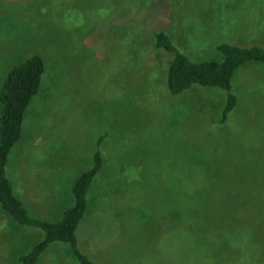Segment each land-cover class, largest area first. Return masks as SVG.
Instances as JSON below:
<instances>
[{
    "label": "rangeland",
    "instance_id": "obj_1",
    "mask_svg": "<svg viewBox=\"0 0 264 264\" xmlns=\"http://www.w3.org/2000/svg\"><path fill=\"white\" fill-rule=\"evenodd\" d=\"M157 31L191 60H219L220 42L264 46V0H0V84L21 58L44 62L6 157L12 192L57 219L102 136L75 231L93 264H264V65L235 70L220 121L222 89L167 91ZM4 226L0 264H16L32 242L8 257ZM38 261L78 264L55 242Z\"/></svg>",
    "mask_w": 264,
    "mask_h": 264
},
{
    "label": "trees",
    "instance_id": "obj_2",
    "mask_svg": "<svg viewBox=\"0 0 264 264\" xmlns=\"http://www.w3.org/2000/svg\"><path fill=\"white\" fill-rule=\"evenodd\" d=\"M152 40L154 48L169 58L164 84L170 94L182 93L192 85L219 88L225 92L220 121L236 104V97L230 91L235 70L247 62L264 65V46L242 47L220 42L216 46L219 60L194 61L180 52L163 31L154 32ZM20 60L8 68L0 84V212L9 218V233L14 230L15 239L32 242L27 241L28 250L16 256V264H36L39 256L54 242L67 245L78 264H93L78 248L75 231L87 211V193L92 179L102 166L99 148L102 136L97 138L90 165L72 184L73 204L57 219L29 215L13 194L5 175L6 157L20 137L25 108L37 93L44 71V62L38 54L32 53ZM202 218L205 214L200 212L198 221ZM7 251L10 252V248Z\"/></svg>",
    "mask_w": 264,
    "mask_h": 264
},
{
    "label": "crops",
    "instance_id": "obj_3",
    "mask_svg": "<svg viewBox=\"0 0 264 264\" xmlns=\"http://www.w3.org/2000/svg\"><path fill=\"white\" fill-rule=\"evenodd\" d=\"M252 63H254V62H252ZM62 213H60V215H61ZM47 212L46 211H40V212H37V209H36V213L34 214V216H37V217H39V218H41V219H48V217H47ZM59 215V216H60ZM0 218L1 219H3V220H5V226H4V228L7 226V230H9V218L7 217V216H5V215H3L1 212H0ZM54 219H56V218H54ZM11 230H13V228L11 229ZM15 234H16V232L13 230L12 231V233L10 234L9 232H6V234H5V236L6 237H4L3 238V245L5 246V247H7V248H9V247H11V246H15L14 245V241L16 240L15 239ZM5 243V244H4ZM14 249V248H13ZM12 249V250H13ZM45 252V251H44ZM9 253V252H8ZM7 255V254H6ZM10 256H12V252L11 253H9V255H8V257H10ZM43 257V256H42ZM41 257V258H42ZM14 261H16L15 259H14Z\"/></svg>",
    "mask_w": 264,
    "mask_h": 264
}]
</instances>
